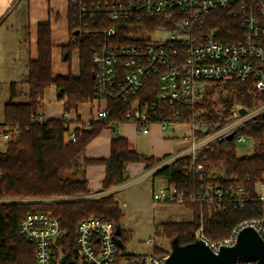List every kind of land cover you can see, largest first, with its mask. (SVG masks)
<instances>
[{"label": "trees", "instance_id": "obj_1", "mask_svg": "<svg viewBox=\"0 0 264 264\" xmlns=\"http://www.w3.org/2000/svg\"><path fill=\"white\" fill-rule=\"evenodd\" d=\"M118 1L121 0H68L71 36L64 49L68 53V60L73 50H79V76H53L52 27L50 22H44L38 26V57L28 63L27 100H18L17 82L10 84V96L5 104L4 121L0 123V127L8 126L14 132L8 139L5 150H0V198L33 200L0 203V264H36L34 242L25 238L20 231L22 219L30 212H51L60 218L63 228L66 229L65 236L57 240L53 248L54 260L57 259L59 247L74 250L77 225L90 215L119 223L124 214L114 194L87 197L91 193L85 175L87 165H105L106 175L102 189H108L130 179L128 164L143 162L149 168L162 159L133 149L128 139L117 133H114L111 140L109 158H88L84 155L88 144L104 128L120 120V116L131 106V100L126 102L119 98L107 99L105 107L109 114L108 119H92L90 129H77L76 142H66L64 139L71 123L66 117L47 118L44 121L32 118L41 106L44 91L51 85L56 86L58 99L65 100V112L77 109L82 103L94 101L97 89L93 52L105 41V30L110 26L119 30L110 38L126 42L123 33L127 29L123 28L124 25L119 27L104 7L107 3ZM83 8L86 10L84 15L81 14ZM203 19L207 28L219 30L220 39L231 42L241 39V21L229 6L212 10ZM146 26L152 28L154 24L147 23ZM77 30L82 32L76 33ZM232 86L236 89L235 92L232 91L235 95H227L225 90L231 89ZM136 97H140L142 101H156L161 105L155 77L149 79ZM260 99H264V92ZM219 100H222L227 108L234 100L249 108L256 104L250 88L239 80H232L210 86L197 107L212 108L218 105ZM204 117L214 122L219 119L213 109ZM240 134L253 140L255 150L252 156H238L236 136ZM236 136L211 145L205 154L196 160L195 166H189L190 157L186 156L153 174L163 178L168 184L175 183L186 197L190 193H198L202 186L217 184L226 191L225 193H229L231 187L236 190L243 187L246 191L244 197L248 198L241 208L225 205L218 210L199 201H186L183 206L191 210L192 220L162 224L164 234L171 240L179 244L189 242L192 239L191 231L198 227L201 217L206 237L210 240H221L228 237L232 229L244 219L263 216L264 201L256 199V183H264V120H249ZM197 164L204 166L203 172L197 170ZM217 168L220 170H216ZM68 172H72V175H68ZM124 233L122 230L120 236L123 245Z\"/></svg>", "mask_w": 264, "mask_h": 264}, {"label": "built area", "instance_id": "obj_2", "mask_svg": "<svg viewBox=\"0 0 264 264\" xmlns=\"http://www.w3.org/2000/svg\"><path fill=\"white\" fill-rule=\"evenodd\" d=\"M225 6H229L241 21V39L237 42L220 39L217 28H207L204 24L203 17L207 13ZM104 7L119 27L124 25L123 28L127 29L123 33L126 42L112 40L110 37L119 30L110 26L105 30V41L93 52L97 89L94 101H107L109 98L131 100L129 109L110 126L115 132L120 124L132 122L139 132L148 133L155 123L164 131L174 123H189L188 137L192 140L186 147L167 155L142 173L108 189L90 193L87 197L113 194L182 157H190L189 166H195L196 160L211 145L230 140V135L235 138L236 133L251 119L264 120V99H260L264 92V0H121L107 3ZM85 11V8L81 9V14L84 15ZM147 23L154 26L149 28ZM164 32L168 33L167 37L153 39L156 34ZM151 77H155L161 105L156 101L135 98ZM232 80L245 83L256 104L249 108L242 102L234 101L227 114L219 115L218 121H209L204 116L211 109L218 113H223L224 109L197 107L198 103L206 96L210 86ZM232 89L235 87L232 86ZM240 108L246 111L241 113ZM108 117L106 107L100 106L93 119L105 121ZM32 118L39 121L46 119L42 106ZM90 127V120L69 123L65 141L76 142V130ZM12 132L14 130L8 126L0 127V135L6 140ZM247 138L243 134L236 136L237 141ZM196 167L199 172L204 171L201 164ZM260 185L264 187L263 182ZM229 190L225 193L219 185L208 184L202 186L198 193H190L186 197L175 183H167L153 189L152 202L154 207L161 203L184 205L186 201H199L214 206L215 210L225 205L243 207L248 199L244 197L245 189L231 187ZM256 199L264 201V195L257 193ZM32 200L6 197L0 198V203ZM202 218L198 227L192 230V239L199 237L215 252L222 246L233 245L245 226L254 227L264 239V214L239 222L230 235L221 240L206 237ZM117 225L115 220L90 215L77 225L74 250L59 247L55 260L53 248L56 241L67 233L59 217L51 212H30L22 219L20 231L34 242L36 264L166 263L170 251L163 249L144 255L123 253ZM148 241L153 242L154 238ZM237 264L255 263L244 260Z\"/></svg>", "mask_w": 264, "mask_h": 264}, {"label": "crops", "instance_id": "obj_3", "mask_svg": "<svg viewBox=\"0 0 264 264\" xmlns=\"http://www.w3.org/2000/svg\"><path fill=\"white\" fill-rule=\"evenodd\" d=\"M68 12V0H0V86H7L4 89L5 95H7L6 99L10 96V84L14 81L17 82L15 80L17 74L23 78L21 80L23 86L27 84L28 63L38 57V26L40 23L50 22L52 27L53 76H79V50H73L68 60V53L64 49L71 36ZM26 73L27 76L25 77ZM23 89L21 87V91H19L21 96L25 95ZM7 102H4L0 123L4 121ZM64 103L65 100H60L57 97L56 86L51 85L44 91L40 105L43 107L46 119L66 117L72 124L95 118L98 112L95 107L96 104L101 107L107 105V101L104 100L86 102L92 107L85 114L82 107L86 103L80 104L77 109L70 112H65ZM163 131L158 123L153 124L148 133L139 132L136 124L132 122L120 124L115 132L111 126H108L88 144L85 156L97 159L109 158L114 133L126 137L133 149L155 158L176 153L175 150H178L176 149L177 143L166 138L177 137L179 130L175 129L171 136H164ZM133 166H136L135 170L132 169ZM127 169L130 176H136L145 171L147 167L143 162H132L128 164ZM85 175L91 193L103 190V180L106 175L105 165L89 164L85 168ZM155 185L154 183L152 189L156 187Z\"/></svg>", "mask_w": 264, "mask_h": 264}, {"label": "rangeland", "instance_id": "obj_4", "mask_svg": "<svg viewBox=\"0 0 264 264\" xmlns=\"http://www.w3.org/2000/svg\"><path fill=\"white\" fill-rule=\"evenodd\" d=\"M167 36L168 33L166 32H164L163 34L158 33L153 37V39H160L161 37ZM26 76L27 73L25 74V77ZM22 79L23 78L20 77V74H17V76L15 77V80L17 81V89L21 91V87L24 88L23 91L25 92V95H19L18 97V100L23 101L27 99L28 93L26 92V90L28 89V86L26 83V86H23V83L21 81ZM6 88L7 86L5 85L0 86V118H2L4 102L8 101L9 99H6L7 95H5L4 91V89ZM228 90H231V92H228ZM232 91L235 92L236 89H226L225 93H227V95H235L232 94ZM4 97L5 99L3 100ZM91 107L92 106L89 103L84 104L82 107V109L84 110L83 112L86 114L88 109H90ZM95 107L98 111L100 106L96 104ZM212 108H218L219 110L224 109L223 113L215 112V114L219 116L227 114L229 107L227 108L225 106V103L222 102V100H219L218 105H215ZM175 129L179 130V133H177V137L166 139L174 140L177 143L176 149L178 150H175V152H177L180 149L186 147V145L189 144L192 139L188 137L190 131L189 123L172 124L171 127H168L167 130L163 131L164 136H171L172 132ZM7 142L8 140L4 139V137L0 135V150H5ZM167 144L169 145L168 142ZM146 145L148 146L147 142ZM174 145L176 146L175 143ZM254 150L255 145L250 137H248L245 141H237L236 143V151L239 157L252 156ZM159 158L163 159L165 158V156ZM132 169L135 170L136 166H133ZM216 170H220V168H217ZM68 175H72V172H70ZM132 177L133 176H130V178ZM154 183L156 184V187L167 185L166 181L163 178L151 175L138 181L135 184H131L123 188L122 190L113 193L115 198L118 200L120 208L122 209V212L124 214L119 221L122 230L125 231L123 236V239L125 240V245L124 247H122L123 253L144 255L153 253L158 249L171 251V239L164 234L162 224L164 222H186L192 220L193 214L191 210L187 209L183 205L161 203L154 207L152 202V188ZM256 191L258 194L264 195V187L260 185V182L256 183ZM153 238V242L148 241Z\"/></svg>", "mask_w": 264, "mask_h": 264}, {"label": "water", "instance_id": "obj_5", "mask_svg": "<svg viewBox=\"0 0 264 264\" xmlns=\"http://www.w3.org/2000/svg\"><path fill=\"white\" fill-rule=\"evenodd\" d=\"M245 111V108H240L241 113ZM232 138L233 135H230L229 139ZM117 230L122 233L119 223ZM171 244L172 249L165 264H237L244 260L264 264V239L252 226L242 228L236 242L231 246H222L218 252L213 251L199 237L185 244L171 240Z\"/></svg>", "mask_w": 264, "mask_h": 264}]
</instances>
